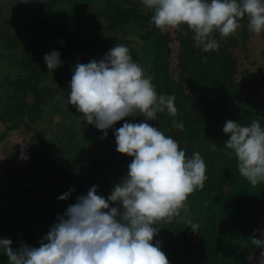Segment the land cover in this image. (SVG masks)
I'll list each match as a JSON object with an SVG mask.
<instances>
[{
  "label": "trees",
  "instance_id": "trees-1",
  "mask_svg": "<svg viewBox=\"0 0 264 264\" xmlns=\"http://www.w3.org/2000/svg\"><path fill=\"white\" fill-rule=\"evenodd\" d=\"M69 1L82 5L86 2ZM65 3L64 0H38L33 6L35 12L29 11L28 14L36 16L56 9L66 12L70 10V5ZM77 12V6H74L72 13ZM153 15L142 0H109L106 12H90L87 24L93 26L91 31L84 27L80 36H73L78 44L77 47L75 41L72 50L75 58L53 71L47 68L44 50H37L33 45L22 49V43L16 37L5 39L0 51L6 49L16 53L18 58L15 67L7 62L0 66V122L3 125L0 128V144L14 132L23 130L31 135L26 152L35 145L38 154L31 156L30 173L24 169H13L0 173V178L4 182L7 180L9 185L31 178L34 182L41 179L49 185L45 175L49 173V168L42 165V158L49 157L43 150L51 140L60 143L61 147L56 152H60L62 158L57 161L61 173L57 179L66 181L67 188L71 185L81 188L80 181H76L81 172L76 170L73 173L71 164L75 162L72 158L86 170L87 181L103 186L105 190L111 188V162L97 156L88 158L89 151L99 150L103 143L98 140L99 130L88 124L83 114L69 104L70 82L76 64H87L89 56L101 51L106 55L112 49L111 41L121 42L120 35L125 33V29L134 28L142 32L150 67L146 69L137 61L135 49L130 52L131 56L146 76L152 77L158 95L175 97L177 115L172 117L165 109L157 114L156 127L176 140L187 158L199 152L206 164L204 188L195 191L187 202L189 216L199 224V231L193 232L178 217L171 224L159 225L161 228L154 242H160L169 264H189L188 259L200 254L197 264H245L252 252L261 248L251 244L253 236L262 240L251 228L259 227L261 223L264 225V182L253 187L240 175L237 158L234 153L229 154L232 150L224 147L230 134H225L223 127L228 120L241 126H249L257 120L264 128V68L260 70L259 77L249 80V73L242 71V64L236 55L238 50H242L248 58L251 38L248 18L245 16L240 20L241 28L234 37L222 38L214 32L212 39L217 42L218 49L205 52L203 44L194 39V33L186 25H181L179 30L161 31L152 22ZM101 17L107 20V25L99 21ZM67 25L72 26L71 23ZM175 44H178L177 51L173 48ZM68 66L70 71L64 72L63 69ZM59 73L60 77L56 75ZM54 114L61 117L62 122L58 126L51 119ZM173 120L183 122V129L174 128ZM125 122H129L127 118L115 124L114 135L115 130ZM48 133L59 136L57 139H45ZM126 161L130 164L132 158H126ZM70 177L73 179L70 180ZM40 186L23 185L15 189L10 186L11 189L1 190L0 216L5 214L3 205L7 204L2 200L8 198L9 207V197L14 191L20 195L33 191L40 194L39 189L45 187ZM56 200L54 197L52 203ZM181 216H184L183 211ZM9 221L7 230H2L0 226L1 236L12 241L14 250L20 249L23 244L29 246L36 233L24 229L15 234V221ZM44 232L43 229L40 234ZM196 238H200L198 244ZM0 264H9L2 251Z\"/></svg>",
  "mask_w": 264,
  "mask_h": 264
},
{
  "label": "clouds",
  "instance_id": "clouds-1",
  "mask_svg": "<svg viewBox=\"0 0 264 264\" xmlns=\"http://www.w3.org/2000/svg\"><path fill=\"white\" fill-rule=\"evenodd\" d=\"M142 4L153 11L157 29L179 30L186 25L205 52L218 49L214 32L222 38L236 36L245 16L251 32L264 31V0H142ZM44 60L51 71L62 65L58 51L46 54ZM68 100L105 137L108 129L126 117L157 120L165 109L172 117L177 115L175 97L158 95L152 77L120 44L99 62L76 64ZM173 127L183 129L184 124L173 120ZM223 132L230 134L224 147L237 158L240 175L253 187L264 182L261 124L253 120L241 126L228 120ZM115 140L117 152L132 161L127 176L107 200L96 194V186L91 187L58 217L39 247L23 244L14 250L10 239L0 238V251L9 264H169L160 242H154L159 225L179 217L193 232L199 231L187 202L207 180L200 153L187 158L176 140L147 122L123 123L115 130ZM74 190L58 199L67 200ZM110 202L118 206L110 207ZM251 244L264 247V240L253 236ZM260 264H264V253Z\"/></svg>",
  "mask_w": 264,
  "mask_h": 264
},
{
  "label": "rangeland",
  "instance_id": "rangeland-1",
  "mask_svg": "<svg viewBox=\"0 0 264 264\" xmlns=\"http://www.w3.org/2000/svg\"><path fill=\"white\" fill-rule=\"evenodd\" d=\"M38 0H0V48L4 44V41L8 37H16L19 43H22V49L33 45L37 48H41L43 53L50 54L52 51H58L60 53V60L62 63L66 64L70 59H74L73 46L77 38H73L74 35L80 36L86 27L89 31L93 27L88 25L87 21L91 11H107V2L109 0H83L86 1L85 4L70 2L69 0H64L65 4L70 5V10L66 12L62 10L50 11L42 14L33 16L28 14V12L34 11V4ZM74 6H77L78 12L72 13ZM82 8H81V7ZM106 11H104V10ZM34 19V20H32ZM103 25H107V20L103 17L99 20ZM71 23L72 26L67 25ZM78 27V29H77ZM73 28V29H72ZM142 32L137 31L134 28L125 29V33L120 35L121 42L111 41L110 44L112 48L116 44L124 45L129 50V54L133 55L132 50L135 49L137 53L136 59L138 62L142 63L143 67L146 69L150 67L149 56L147 57L145 53V42L141 38ZM85 36V35H83ZM173 48L177 51L179 50L178 44L173 45ZM248 58H246L245 53L242 50H238L236 55L242 64V71H247L249 73V80L259 77L260 70L264 68V31L260 34H255L251 32V38L248 43ZM41 51V50H40ZM16 54V53H15ZM11 53L8 50L0 51V66H4L6 62L8 65L15 67L18 56ZM105 57V52L101 51L97 54L88 57L89 63L92 60L99 62ZM84 64V63H83ZM59 70V69H56ZM64 72L70 71V67L63 69ZM61 76V74H56ZM241 76H238L240 78ZM49 82V78H46ZM53 121L54 125L58 126L62 122L61 117L59 118L56 114ZM131 123L147 122L153 127H156L155 120L145 121L143 116L126 117ZM65 123V122H64ZM61 124V123H60ZM63 127V126H61ZM0 128H3L0 122ZM107 136L99 130L98 140L103 143L99 150L89 151L88 158L92 156H97L101 160L106 162H111L109 166L113 173V178L111 181V188L107 191L111 194L114 187L120 184L122 180L127 176L129 162L126 161L127 155L120 154L117 152L116 140L113 132V128L107 130ZM61 132L59 133V135ZM58 135V136H59ZM57 136V137H58ZM49 137L52 139H57L55 133H48L45 139ZM53 141V140H52ZM31 143V135L26 131H17L11 134V136L3 143L0 144V173L7 172L9 170L16 169L20 171L24 169L26 172L30 173L31 169L29 167L31 156L38 154L35 145L31 150L26 152V144ZM56 144V145H55ZM60 143L55 141L49 143V146L44 148V153L49 155V157L42 158V165H47L49 168V173L45 174L48 176L49 185L44 184L40 179L39 182H34L33 178L20 183L12 182L10 185L7 180L4 182L3 178H0V191L11 189L12 186L15 188H20L21 186L26 187H36L41 188L40 184L45 186L39 189L40 194L37 192H32L27 195H20L14 191V194L9 197L10 204H8V198L2 200L7 204H2L4 207V213L0 216V226L2 230H7V225L10 223L9 219L15 221V226L13 227V233L19 234L22 230L34 231L36 237L29 244L30 247H39V242L43 239L46 232H49L50 228L58 222V217L63 216L69 205L75 204L78 197L83 196L90 187L97 186L91 181H87V177L84 175L86 170L82 169V166L77 160H72L75 163L71 164L73 173L81 172L76 181H80V187L70 186L66 187V181L57 179V175H60L61 168H59L58 159H62L60 152H56L59 149ZM88 151V150H86ZM29 159H27V156ZM10 157V158H9ZM66 159V156L64 157ZM57 159V160H56ZM39 172V171H37ZM41 173V172H39ZM42 177L43 174L41 173ZM76 176V175H74ZM70 180L73 178L70 177ZM86 180V182H84ZM52 183V184H51ZM83 183V185H81ZM11 186V188H10ZM84 186V187H83ZM51 187V188H49ZM75 189L71 192L70 197L67 200H59L58 197L70 189ZM56 197V203H52L53 198ZM44 229V233L40 232ZM40 234V235H39ZM0 233V238H3ZM14 236V235H13ZM196 244L200 242V238H196ZM198 255V257H200Z\"/></svg>",
  "mask_w": 264,
  "mask_h": 264
},
{
  "label": "flooded vegetation",
  "instance_id": "flooded-vegetation-1",
  "mask_svg": "<svg viewBox=\"0 0 264 264\" xmlns=\"http://www.w3.org/2000/svg\"><path fill=\"white\" fill-rule=\"evenodd\" d=\"M84 182H86V180H84ZM103 186H97V195H100L102 196L103 198H105L107 200V198L111 195L107 190H105V188H102ZM91 188V187H90ZM89 191V190H88ZM87 192H85L83 194V196H86L87 195ZM118 205L117 204H114L112 202H110V207H117ZM122 211V209H121ZM45 235H47V233H45ZM30 244V243H29ZM198 255L194 256V257H191L190 259L187 260V262L189 264H197L198 262Z\"/></svg>",
  "mask_w": 264,
  "mask_h": 264
},
{
  "label": "crops",
  "instance_id": "crops-1",
  "mask_svg": "<svg viewBox=\"0 0 264 264\" xmlns=\"http://www.w3.org/2000/svg\"><path fill=\"white\" fill-rule=\"evenodd\" d=\"M263 226L264 225L261 223L259 227L262 228V230L264 231V227ZM251 229L254 230L256 232V234H258V236H259L258 227L251 228ZM262 240H264V239L262 238ZM262 253H264V247H261V248L255 250L254 252H252V255L245 262V264H260L261 254Z\"/></svg>",
  "mask_w": 264,
  "mask_h": 264
},
{
  "label": "water",
  "instance_id": "water-1",
  "mask_svg": "<svg viewBox=\"0 0 264 264\" xmlns=\"http://www.w3.org/2000/svg\"><path fill=\"white\" fill-rule=\"evenodd\" d=\"M258 231H259V236L264 239V231L262 230V228L258 227Z\"/></svg>",
  "mask_w": 264,
  "mask_h": 264
}]
</instances>
